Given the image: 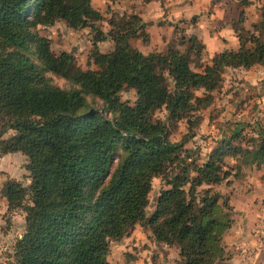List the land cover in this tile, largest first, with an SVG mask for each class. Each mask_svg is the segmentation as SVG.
Returning a JSON list of instances; mask_svg holds the SVG:
<instances>
[{"label":"trees","instance_id":"obj_1","mask_svg":"<svg viewBox=\"0 0 264 264\" xmlns=\"http://www.w3.org/2000/svg\"><path fill=\"white\" fill-rule=\"evenodd\" d=\"M103 20L91 0H0V157L24 156L31 180L28 187L8 180L2 188L8 210L26 215L14 264H109L111 242L123 241L138 224L158 244L178 247L183 264H218L234 220L229 198L213 188L230 178L228 156L242 155L247 167L264 165V135L253 149L224 141L204 165L186 145L226 70L264 66L261 27L247 31L240 12L232 24L239 50L203 65L205 45L197 37H181L185 52L146 55L131 45L149 38L139 16L110 19L108 33L97 27ZM59 21L95 33L92 60L102 70L70 75L74 57L56 55L38 34ZM108 41L114 49L102 53L98 44ZM125 90L135 91L133 106L121 100ZM163 110L167 122L155 121ZM184 120L189 134L171 142L170 126ZM154 179L169 189L147 218Z\"/></svg>","mask_w":264,"mask_h":264},{"label":"rangeland","instance_id":"obj_2","mask_svg":"<svg viewBox=\"0 0 264 264\" xmlns=\"http://www.w3.org/2000/svg\"><path fill=\"white\" fill-rule=\"evenodd\" d=\"M249 1L251 5L244 6L240 0H122L116 4L107 0H91L93 8L104 18L97 27L105 33L110 31V19L119 21L124 16H139L145 23V32L149 38L134 39L131 45L146 55L166 53L172 48L185 52L187 45L180 44L181 37L189 39L194 34L203 37L208 44L202 56L203 65L210 64L214 57L211 55L213 44L210 40L219 45L225 36L231 39L232 32L228 30L232 29V24L237 22L242 11L245 14V29L253 33L256 32L253 25H260L264 43V0ZM38 34L50 41L51 49L56 55L65 52L74 57V62L69 67L71 76L78 77L88 71L102 70L95 66L92 60L95 33L89 28L73 30L59 21L52 27H39ZM98 47L102 53H110L114 44L108 41L99 43ZM192 69L195 72L202 71L195 65H192ZM49 77L58 87H68L67 81L53 75ZM223 79L221 88L212 94V105L196 114V117L200 118V124L194 127V138L186 145V149L192 152L193 159L200 165H204L224 141L234 147L253 149L257 146L259 137L264 135V66L257 65L248 70L227 69ZM202 94L203 92L197 93L199 96ZM120 97L123 102L132 106L137 100L135 91L130 90H125ZM167 119L165 110L154 115L155 121L167 122ZM169 129L173 143L183 141L189 134L186 120L170 126ZM10 135L11 133L6 138ZM242 161V155L226 157L224 171L230 174V178L213 189L228 197L237 207L247 211L253 204L257 207L264 205V165L247 167ZM26 165L27 160L21 154L0 157V264L15 263L14 247L26 228L24 211L8 210L2 188L8 180L28 187L31 180ZM192 176L195 177L194 174ZM168 189L164 180H153L149 207L146 210L147 218L155 212L156 201L161 192ZM240 216L235 217L233 210V218L236 221ZM256 217L264 222V216ZM166 247L168 246L156 242L144 224H138L129 231L123 241L111 242L108 262L181 264L179 258H176V250L179 248L174 246L167 250Z\"/></svg>","mask_w":264,"mask_h":264},{"label":"crops","instance_id":"obj_3","mask_svg":"<svg viewBox=\"0 0 264 264\" xmlns=\"http://www.w3.org/2000/svg\"><path fill=\"white\" fill-rule=\"evenodd\" d=\"M228 32H232V38L228 39L225 36L224 40H222L219 45L217 43L214 44L210 40L213 44V51L211 52V55H214V57L224 51L239 50L240 43L235 31L232 28L229 29ZM192 37H197L205 45V49L206 46L208 47V44L203 37H199L196 34ZM208 50L210 49L208 48L207 51ZM229 196L232 199V196ZM230 205L234 210L235 217L237 215L241 216L238 221L233 218V227L223 238L225 255L224 258L218 262V264H264V222L258 220L256 217V215L264 216V205L257 207L253 204V206L248 208L247 211H245L244 208L237 207V205H235L232 201H230ZM253 213H256V215L254 216ZM166 248L167 250H170L168 249L169 247ZM176 251H178L176 258H179V250L177 249ZM165 254L167 255L166 252ZM178 260H180V258ZM181 264L183 263L181 262Z\"/></svg>","mask_w":264,"mask_h":264}]
</instances>
